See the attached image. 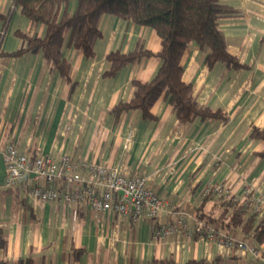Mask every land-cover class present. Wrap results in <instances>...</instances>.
<instances>
[{"label":"crops","instance_id":"crops-1","mask_svg":"<svg viewBox=\"0 0 264 264\" xmlns=\"http://www.w3.org/2000/svg\"><path fill=\"white\" fill-rule=\"evenodd\" d=\"M220 2L236 11L219 25L229 53L242 67H209L206 53L193 44L183 55V79L193 86L201 106L222 110L228 120L183 124L164 95L152 107V120L138 111L118 120L111 113L132 99L133 81L148 83L161 68V39L154 29L104 15L93 57L65 48L63 56L71 67L66 81L41 53L9 56L22 46L18 32L44 37L46 28L14 9L13 0H0V14L9 16L7 24L0 17V38L5 31L0 41V262L264 264V244L254 256L196 233L198 219L209 215L216 201L204 200L209 187L223 185L236 198L248 188L264 195V141L250 138L254 128L264 131V0ZM76 7L72 2L69 10ZM139 43L153 55L114 76L105 75L111 53L128 54ZM10 145L31 158L67 155L129 176L142 174L168 206L154 222L134 223L86 206L36 202L21 189L5 187L4 152ZM183 212L190 236L156 240L155 227L175 223ZM246 242L257 248L252 239Z\"/></svg>","mask_w":264,"mask_h":264},{"label":"trees","instance_id":"trees-1","mask_svg":"<svg viewBox=\"0 0 264 264\" xmlns=\"http://www.w3.org/2000/svg\"><path fill=\"white\" fill-rule=\"evenodd\" d=\"M72 2H77L74 12L69 10ZM13 8L34 24L44 26L46 34L31 37L28 33L18 32L22 46L9 56L41 53L47 65L59 71L66 81H70L71 67L63 56L65 48L79 49L87 58L93 57L95 44L102 36L99 23L104 15L117 16L156 31L161 39L162 46L157 55L162 66L152 81H133L132 99L120 102L111 110L117 120L130 111H138L144 119L152 120V107L163 95L169 98L180 123H192L196 119L228 120L222 110L201 106L194 96L193 86L183 79V55L193 44L206 53L209 67L217 63L233 69L242 67L229 53L219 25L222 18L234 16L236 11L221 4L220 0H13ZM0 17L8 23L9 16L0 14ZM4 35L5 31L0 41ZM152 55L142 43L128 54L111 53L108 56L110 67L105 75L114 76L125 66ZM250 138L264 141V131L254 128ZM205 195V201L213 198L216 201L212 212L202 215L198 221L207 226L219 225L228 235L236 231L243 241L252 239L259 250L264 244V214L257 212L247 202L248 198H236L227 189L218 195L213 190ZM0 264L6 263L1 261Z\"/></svg>","mask_w":264,"mask_h":264},{"label":"built area","instance_id":"built-area-1","mask_svg":"<svg viewBox=\"0 0 264 264\" xmlns=\"http://www.w3.org/2000/svg\"><path fill=\"white\" fill-rule=\"evenodd\" d=\"M7 166L5 187L21 189L26 198L36 202H63L68 205L89 207L95 213L113 212L137 223L154 222L168 203L157 190L149 187L147 178L136 173L132 176L105 164L76 162L67 155L31 158L16 145L4 152ZM217 195L225 190L223 185L211 186L205 193ZM242 198H248L253 208L264 214V195L245 189ZM241 199V198H239ZM196 233L209 242L228 249H237L259 256L252 244L240 240L237 234L228 235L217 226L197 223ZM178 234L190 236L186 213H179L175 223L155 227L156 240H167Z\"/></svg>","mask_w":264,"mask_h":264}]
</instances>
